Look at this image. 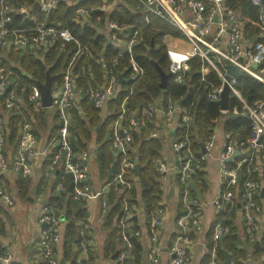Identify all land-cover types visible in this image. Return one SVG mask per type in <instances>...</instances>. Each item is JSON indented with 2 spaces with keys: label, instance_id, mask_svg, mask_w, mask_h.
Wrapping results in <instances>:
<instances>
[{
  "label": "built area",
  "instance_id": "1",
  "mask_svg": "<svg viewBox=\"0 0 264 264\" xmlns=\"http://www.w3.org/2000/svg\"><path fill=\"white\" fill-rule=\"evenodd\" d=\"M62 0H34L39 9L33 10L41 12V18L30 14L27 7L18 6L11 8L7 0H0V172L7 169L8 161L4 154L6 142V121L5 115L14 113L21 114L17 130V146L15 149V168L28 174L31 171L32 161L39 152L36 150V139L33 133V116L41 109L39 93L36 85H32L28 91L25 87L18 86L13 72L4 65V57L1 52L31 49L39 56L45 52L49 46L57 42L75 43L76 48L70 53V59L61 77H56L50 83V94L53 96L51 107L57 115V128L54 137L41 154L48 153L49 160L46 164L47 171L53 173L60 171L63 177H72V198L83 200L104 195L110 186H120L129 189L132 183V170L136 160L130 155L129 145L132 143V133L144 124V119H151L156 112L155 102L148 103L141 109L138 118H127L124 124L122 116L125 113L123 105L120 115L111 126V147L116 160V170L108 182L100 190H92L87 180L86 161L88 154L85 151L76 152L70 145L69 126L71 121V110L79 109L80 93L75 87L72 68L77 58L82 54L89 53L88 49L78 44L74 36L66 29H62L57 23L49 22L48 14L56 3ZM75 3L78 0H68ZM145 20L148 17L158 18L181 33L182 38L178 39L168 34L161 37V42L165 45V52L169 62V73L174 75V81H180L179 73L187 70V62L192 57H199L217 75L219 84L207 94L210 101L219 99L223 85L228 87L229 97L233 96L243 109L245 117L249 121V130L246 138L247 149L244 155L235 160L233 150L236 144L228 133H223L216 125L210 135L201 142L204 153H194L190 147L189 138L186 134L172 139L170 147L176 156L177 183L181 189L180 209L175 216L174 225L176 235L171 240L168 253L167 264H185L188 261L186 246L191 243V234L198 233L202 229L201 194L198 198L189 187V182L195 186L200 184L199 178H195L197 170H203L207 156L215 151V161L218 166L222 186L210 201L215 211L227 212L235 210L239 212L242 227L240 234L242 239L252 245L264 241V225L262 217L264 215V156L261 150L264 147V100L248 105L241 94L234 86L235 78L230 77L225 81L224 66L233 65L241 73H245L264 84V44H248L243 40L241 23L237 15L224 6V0H136ZM253 6L258 8L259 21L264 24V1L250 0ZM111 7L110 4L101 3L92 11L105 12ZM10 12L20 14L25 20L30 22V26L8 27ZM89 10L79 7L75 11L74 20L80 24L88 19ZM215 19V20H214ZM107 29V43L114 48H121L127 55V70L129 82H136L143 76V69L133 58V48L138 43V29L130 30L128 26L118 25L114 21L105 23ZM128 29L130 32L126 38H121L120 34ZM130 30V31H129ZM100 32V31H99ZM177 41L185 43L187 49H178ZM224 63L218 66L216 63ZM116 62V57L112 59ZM206 69L202 68V73ZM11 80H14L11 82ZM118 74L103 72V81L100 86L87 88L85 96L87 101L95 109H102L105 104L112 100L118 93ZM8 91L5 92L6 88ZM23 95V96H22ZM26 99L27 107L22 102ZM125 100V99H124ZM22 108L26 109L29 118L24 117ZM166 124L172 126L173 130L177 126L178 120L187 125L189 122L188 108L180 106L175 101L167 100L166 106L162 108ZM5 112V113H3ZM223 116L229 114V110H220ZM221 131V140L218 143L217 133ZM173 132V131H172ZM152 133L150 136H153ZM199 144V145H200ZM239 150V155H241ZM238 155V156H239ZM119 158V159H118ZM156 168L159 172H165L164 165L157 159ZM131 175V177H128ZM195 188H197L195 186ZM65 190V183L58 181L55 191L60 193ZM199 192V191H198ZM0 200L5 205H12L11 195L0 184ZM105 207V202H102ZM135 214L134 208L125 198L122 199L119 215L116 214V226L123 242L122 249L116 254L112 264H130L131 242L126 232L134 237H138L139 230H130L129 219ZM263 214V215H262ZM222 218L216 221L211 228V240L213 247L207 264H218L215 254L217 242L229 233V227L224 226ZM41 224L39 234V256L41 264H58L56 246L61 240V219L59 212L52 206L42 207L38 218ZM160 221L156 217L151 220L149 232V246L146 251L149 264L159 263V233ZM79 248L85 253L87 245L86 225H83L78 232ZM264 243V242H263ZM264 254V252H263ZM9 260V253L0 248V262L6 263ZM132 260V258H131ZM231 263V261H230Z\"/></svg>",
  "mask_w": 264,
  "mask_h": 264
},
{
  "label": "trees",
  "instance_id": "2",
  "mask_svg": "<svg viewBox=\"0 0 264 264\" xmlns=\"http://www.w3.org/2000/svg\"><path fill=\"white\" fill-rule=\"evenodd\" d=\"M105 1L110 2L112 0ZM7 2L11 8L22 5L27 7L30 14L37 16V18L42 16L41 12L32 9L34 0H7ZM101 2L102 0H78L72 3L68 0H62L57 2L48 14L49 22L57 23L62 29L68 30L78 44L89 51V53L82 54L80 58H77L72 68L75 87L80 93V101L79 109H72L70 112L71 121L68 130L70 138L76 146V152L84 150L91 135H95L97 144L95 161L100 179L104 183L109 181L110 165L114 160H117V157L111 154L110 135L111 126L120 115L121 106L123 105L125 110L121 121V124H124L127 118H138L141 109L148 103L155 102L160 96H162L163 108L166 106L168 99L177 103L180 102V106L188 108L189 122L186 125L178 120L173 134L170 135L171 140L186 134L192 151L197 153L199 144L210 135L216 125H219L223 133L231 135L237 149L242 152L241 155L235 157V160L241 158L244 152H247L245 150L247 149L246 138L249 121L247 117L243 116L237 118H231L230 115L223 116L219 106L208 99L207 94L212 87L219 84V79L215 72L199 57L195 56L189 59L187 70L179 73L180 81H174L175 76L170 75L165 89L159 88L160 76L154 64L163 73H169V62L161 37L168 34L181 39V33L158 18L148 17L146 21L136 0H118L107 12L90 10L91 8H97ZM223 2L226 8L237 15L241 23L243 40L248 44H264V24L259 21L258 8L253 6L250 0H224ZM79 7L89 10L87 21L81 24L74 20L75 11ZM8 16L10 18V23L7 24L8 27L30 26V22L18 13L10 12ZM108 21L128 26L130 30L138 29L139 41L133 48V58L144 73L136 82H129L127 79V55L121 51V48L116 49L107 43V37L99 32L102 31ZM129 34L130 32L126 29L120 36L126 38ZM75 48V43L57 42L49 46L39 56L29 48L8 51V60L4 61V65L12 70V76L16 79L17 85L25 87L28 91L35 82L44 81L46 73L54 76V78L61 77L70 59V53ZM114 57H116V62H112ZM216 64L220 67L224 63ZM202 68L206 69L203 73L201 72ZM104 71L121 75L124 80L119 83L116 96L105 104L104 108L107 109V115L102 119L99 113L101 109L93 108L87 101L85 90L89 87L100 86ZM234 86L248 105L264 100V84L245 73L235 78ZM22 102L27 107L25 98L22 99ZM228 110L229 114L235 112L242 115L243 113L241 104L233 96H230L228 100ZM47 111L53 113L51 115L52 121L49 123L51 132H55L57 128L56 112L52 108H43L33 116L34 135L37 118H40V123H47L44 119L49 115V112L46 114ZM22 113L24 117L30 119L26 109L22 108ZM20 118L21 114L14 113L6 121L5 145L11 146L14 154L17 146V130ZM153 121V117L144 119V124L138 128L137 132L132 133L133 141L129 145L130 155L140 165L138 176H134L136 177L135 180L138 181L139 189L133 182L129 189L110 186L102 198L107 204L108 217L106 224L110 229L104 241L103 249L106 255L116 254L123 247L116 223L112 224V221L114 215L120 213L124 195L128 203L133 206L134 211L141 207V212L147 224L155 217L156 211L160 207L162 193L154 161L160 157L161 144L158 139L150 137L152 133L157 131ZM5 147L4 154L6 157ZM261 155L264 156V147L261 150ZM128 177H131V175ZM194 177L199 178L201 181L200 184L195 183L196 187L200 191L204 190L203 172L197 170ZM2 179L0 177V180ZM16 184L19 196H23L28 185L27 179L19 176ZM177 193L180 197L181 189L178 185ZM56 199L59 200L58 206L54 205L52 207L59 213L61 211L62 218L67 222L63 236V259H71L70 264H86L85 261H77L76 259L79 251V230L75 223L86 217L84 204L81 200H74L71 194H54L50 200ZM231 212H235V210L233 209L229 213L219 212L217 214L216 221L222 218V224L229 227V233L216 244L215 254L217 260L223 261V253L227 252L232 259V264H264L263 238L257 246L246 243L239 237L237 229L233 226L234 217ZM135 214L129 219L131 231L138 230ZM126 235L131 242L130 256L137 264L142 251L138 237H134L128 232H126ZM73 245L76 246L77 250L72 254L71 248ZM248 250L250 251L249 260Z\"/></svg>",
  "mask_w": 264,
  "mask_h": 264
},
{
  "label": "crops",
  "instance_id": "3",
  "mask_svg": "<svg viewBox=\"0 0 264 264\" xmlns=\"http://www.w3.org/2000/svg\"><path fill=\"white\" fill-rule=\"evenodd\" d=\"M116 1L118 0H112L110 2L102 0L101 3L104 2L106 4H110L112 7ZM110 8L107 11H109ZM103 29L102 31L100 30V32L107 37L109 32H107L105 26ZM1 54L4 57V61H7L8 53L1 52ZM155 106L156 112L153 117V123L157 127V131L154 132V135L150 137L156 138L160 141L161 149L158 160L165 167V172L161 173L155 166V170L159 175L160 191L162 193L161 202L159 204L160 207L157 209L155 215V217L160 221L158 230L159 233L157 236L159 245L158 264H167L170 257L168 253V247L171 240L176 235L174 220L180 209V200L177 193V161L176 156L170 147V135L173 134V128L172 126L166 124L165 116L162 110V96H160L155 101ZM48 112L49 111H47L46 114H48ZM99 113L100 117L103 119L107 115V109L102 108L101 112ZM51 115H53V113L50 111L48 117L46 116L47 118H44L47 121L46 124L40 123V118H37L35 122L36 125L34 127H36V132L34 136L36 139V150L39 152V154L32 161L30 173L25 174L19 169L15 168V154L13 153L11 146L5 145L8 166L4 172H0V177L3 178L0 180V184L12 197V205L10 206L5 205L0 200V248L5 249L9 253V260L5 264H39V262H41L38 250L41 224L38 222V218L41 214L42 207L54 205L58 206V199L53 201L50 200L54 194H59L57 191H55V186L58 181L65 183V190L61 191L60 193L63 195H72V191H66L71 181L69 177H63L62 173L57 170L53 173H49L46 168L49 155L48 153H40L48 146L55 134V132H51L50 128L49 122L52 121ZM4 117L5 121H7L9 118L7 115ZM217 135L219 143L222 135L221 131H219ZM96 147L97 144L95 141V135L92 134L90 140L86 143L84 150H82L88 154V160L86 161V182L90 185L92 190H100L105 185L103 180L100 179L95 161ZM215 152L216 150L212 151L211 154L207 156L203 170H201L204 176L205 189L200 191L198 188H196L201 194L202 229L198 233L191 234L192 241L186 246L188 261L185 264H207V260L213 247L211 240V228L216 222L217 214L219 212L214 210L210 204V201L215 196V194L220 191L222 186V178L220 177L218 166L215 161ZM155 161L154 164L156 165ZM19 176L27 179L28 181L26 193L23 196H19L17 189L16 182ZM135 179L136 177L132 178V182L136 185L137 189H139L138 181ZM169 190H172L171 195H169ZM103 196L104 195L81 200L84 204L86 217L85 219L78 220L75 223L78 226V230H80L83 225H86V251L84 253L80 248H78L79 251L76 257L77 261L83 260L86 264H112L117 254L106 255L103 249L105 238L110 230L109 226L106 224L108 210L105 200H102ZM103 201L105 202V207L102 206ZM135 212L136 225L140 232L138 241L142 250L137 264H144L142 262V254L147 251L149 246V232L151 229L152 219L147 224L141 212V207L135 209ZM61 214L62 212L60 211L61 240L56 246V254L58 258V264H70L71 259H63V236L67 222L62 218ZM231 214L234 217L233 226L237 229V234L239 237L242 238L240 234L242 227L240 214L237 211L231 212ZM261 217L262 221H264V215ZM115 218L116 215L113 217L112 224H115ZM262 224L264 225V222H262ZM76 250V246L73 245L71 248V253H75ZM248 252L249 260L250 251L248 250ZM230 261L232 264L231 258ZM132 262L134 263L133 260ZM0 264L4 263L0 262ZM147 264L149 263L147 262Z\"/></svg>",
  "mask_w": 264,
  "mask_h": 264
},
{
  "label": "water",
  "instance_id": "4",
  "mask_svg": "<svg viewBox=\"0 0 264 264\" xmlns=\"http://www.w3.org/2000/svg\"><path fill=\"white\" fill-rule=\"evenodd\" d=\"M262 1H264V0H262ZM33 8L39 9L37 4H34ZM0 59H2V58H0ZM154 66H155V69L157 70V72H158V74L160 76L159 88L160 89H165V87L167 85V82H168V79L170 77V73L165 74L155 64H154ZM224 71H225V76H224L225 81H229L230 77L238 78V77H240L242 75V73L236 67H234L233 65H230V64H227V65L224 66ZM52 79H53V76H51L48 73H46L44 81L35 82L36 88H37L38 93H39L40 104H41L42 108H50L51 107V101H52L53 96L50 94V83H51ZM13 81L14 80H11V82H13ZM118 82L119 83L123 82V79H122L121 75H118ZM8 89H9V87L6 88L5 92L8 91ZM0 98H1V95H0ZM229 98L230 97H229L228 87H227L226 84H224L223 88H222V91L219 94V99H218V101H216V104L219 106L220 110L225 111V110L228 109V100H229ZM179 104H180V102H179ZM230 116H231V118H237V117H240V116L245 117L244 114H242V115L231 114ZM107 137H108V135H107ZM70 145H71L73 150H76V147H75L74 143L72 142L71 138H70ZM199 147H200V152L204 153L205 151L203 149V146L200 144ZM111 154L112 155L114 154L113 151H111ZM238 155H239V150L237 148H234L233 157H236ZM115 170H116V161L114 160L112 162L110 168H109V174H108L109 178H111V176L114 174ZM139 170H140V165L136 162L135 166H134V168L132 170L134 176H138ZM69 179L72 180V177L69 176ZM189 187L194 191L196 196L199 198L200 197V193L195 188V186H194V184L192 182H189ZM66 191L67 192H71L72 191V182L71 181H70ZM171 193H172V190H169V195H171ZM255 246H257V243L255 244ZM223 257H224L223 261L219 262L218 264H231L230 263V255L227 252L223 253ZM128 262L130 264H134L130 257L128 258ZM142 262L144 264H147V262H148L147 261L146 252H144L142 254ZM39 264H41V262H39Z\"/></svg>",
  "mask_w": 264,
  "mask_h": 264
},
{
  "label": "rangeland",
  "instance_id": "5",
  "mask_svg": "<svg viewBox=\"0 0 264 264\" xmlns=\"http://www.w3.org/2000/svg\"><path fill=\"white\" fill-rule=\"evenodd\" d=\"M176 43L179 45V48L178 49H181V50L187 49V47L185 46V43L180 42V41H177Z\"/></svg>",
  "mask_w": 264,
  "mask_h": 264
}]
</instances>
